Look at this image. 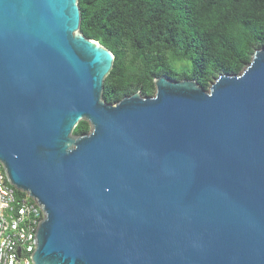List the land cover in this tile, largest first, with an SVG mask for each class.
<instances>
[{"label":"water","instance_id":"obj_1","mask_svg":"<svg viewBox=\"0 0 264 264\" xmlns=\"http://www.w3.org/2000/svg\"><path fill=\"white\" fill-rule=\"evenodd\" d=\"M81 23L79 0H0V161L46 215L33 264H264V48L209 90L163 75L109 104L115 56Z\"/></svg>","mask_w":264,"mask_h":264},{"label":"trees","instance_id":"obj_2","mask_svg":"<svg viewBox=\"0 0 264 264\" xmlns=\"http://www.w3.org/2000/svg\"><path fill=\"white\" fill-rule=\"evenodd\" d=\"M79 6L81 32L115 56L104 82L109 104L137 92L154 96L163 75L209 90L220 75L242 73L264 48V0H79ZM90 131L81 121L74 135Z\"/></svg>","mask_w":264,"mask_h":264},{"label":"built area","instance_id":"obj_3","mask_svg":"<svg viewBox=\"0 0 264 264\" xmlns=\"http://www.w3.org/2000/svg\"><path fill=\"white\" fill-rule=\"evenodd\" d=\"M45 216L38 200L9 182L0 161V264H33L37 232Z\"/></svg>","mask_w":264,"mask_h":264}]
</instances>
